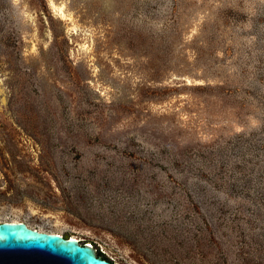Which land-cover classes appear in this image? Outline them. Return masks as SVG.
<instances>
[{"label":"rangeland","instance_id":"obj_1","mask_svg":"<svg viewBox=\"0 0 264 264\" xmlns=\"http://www.w3.org/2000/svg\"><path fill=\"white\" fill-rule=\"evenodd\" d=\"M3 221L264 264V0H0Z\"/></svg>","mask_w":264,"mask_h":264},{"label":"water","instance_id":"obj_2","mask_svg":"<svg viewBox=\"0 0 264 264\" xmlns=\"http://www.w3.org/2000/svg\"><path fill=\"white\" fill-rule=\"evenodd\" d=\"M0 264H115L96 247L68 234L41 231L22 221L0 222Z\"/></svg>","mask_w":264,"mask_h":264},{"label":"trees","instance_id":"obj_3","mask_svg":"<svg viewBox=\"0 0 264 264\" xmlns=\"http://www.w3.org/2000/svg\"><path fill=\"white\" fill-rule=\"evenodd\" d=\"M97 254H98V255H102V257H103V258H105V259L109 260V259H108L107 257H105V255H104V254H102L101 252L97 251ZM110 261H111V260H110ZM111 262H112V261H111Z\"/></svg>","mask_w":264,"mask_h":264},{"label":"bare ground","instance_id":"obj_4","mask_svg":"<svg viewBox=\"0 0 264 264\" xmlns=\"http://www.w3.org/2000/svg\"><path fill=\"white\" fill-rule=\"evenodd\" d=\"M72 238H75V239H77V237H75V236H73ZM115 264H117V263H115Z\"/></svg>","mask_w":264,"mask_h":264}]
</instances>
